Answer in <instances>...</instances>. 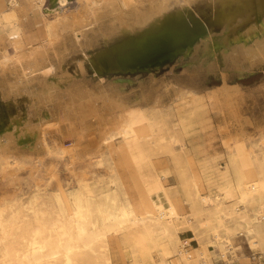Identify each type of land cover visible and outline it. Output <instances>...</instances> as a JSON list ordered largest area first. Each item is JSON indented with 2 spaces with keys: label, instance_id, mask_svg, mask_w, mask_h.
Returning a JSON list of instances; mask_svg holds the SVG:
<instances>
[{
  "label": "bare ground",
  "instance_id": "6f19581e",
  "mask_svg": "<svg viewBox=\"0 0 264 264\" xmlns=\"http://www.w3.org/2000/svg\"><path fill=\"white\" fill-rule=\"evenodd\" d=\"M46 1L36 0L35 6L42 9ZM57 1L56 7L41 12L46 21L47 44L32 46L22 36L18 1L0 0V32L12 50L10 55L0 57V117L4 115L11 124V131L0 135V169L18 163L13 154L18 151L21 137L35 139L29 158L47 153L45 132L56 123L59 133L63 129L74 144L90 131L99 133L100 145L109 159H113V153L129 159L135 151L151 170L133 176L139 212L122 184L117 186V177L110 180L114 188L95 194L87 183H79L78 189L67 193L59 188L49 197L36 189L27 202H0V264H111L106 253L109 235H119L124 243L133 245L143 240L153 243L157 258L150 257L145 264H213L214 254L209 247L217 251L215 256L234 262L238 247L232 240L239 236L250 251L264 254V136L258 153L243 159L234 151L229 158L233 183L225 186V195L202 196L198 182L194 176L184 175L180 159L174 154L173 131L163 133V124L157 121L162 110L173 116L172 107L162 109L163 97L182 98L185 94L153 79L133 95L123 94L122 84L102 80L91 84L92 78L87 80L91 74L100 77L106 69L112 74L133 72L114 66L118 54L165 27L187 32L202 29L207 39L202 54L214 53L216 64L224 59L227 69L236 76L252 74L264 66V37L246 45L249 40L239 44L236 34L242 31V36L253 38L263 32L264 0ZM69 4L75 7L68 10ZM217 30L219 37H211V32ZM211 39L221 45L232 39L234 46L224 55L216 47H208ZM189 53L190 49L185 48L181 56ZM203 62L194 69L197 73L216 71L221 66L210 62L202 67ZM221 70V83L206 93L222 109L223 116L236 124L234 138L248 136L245 127L252 122L238 114L239 86L228 84ZM51 77L55 79L50 81ZM144 109H151L152 118ZM28 114L26 121H19ZM257 126L259 130L263 127ZM58 139L53 143L63 153L62 139ZM165 155L170 156L179 177L184 192L181 202L188 207L186 214L180 212V200L172 186L161 183L152 166L153 158L163 166ZM97 162L101 164L100 158ZM231 194L234 201L228 203ZM184 228L192 235L181 241L179 233ZM196 231L202 233L203 243L199 246L206 244L205 248H185L197 239Z\"/></svg>",
  "mask_w": 264,
  "mask_h": 264
},
{
  "label": "rangeland",
  "instance_id": "374dc122",
  "mask_svg": "<svg viewBox=\"0 0 264 264\" xmlns=\"http://www.w3.org/2000/svg\"><path fill=\"white\" fill-rule=\"evenodd\" d=\"M17 1L19 4L16 7L18 23L25 43L32 46L47 44L46 21L41 12L45 8L49 9V1H46L42 9L35 6L36 0ZM73 6L74 4H69L68 10L73 9L75 7ZM257 25H260L259 19L257 20ZM219 32V30L211 32V34L213 33L211 37H219ZM241 32L236 34V41L239 44L249 40L246 42V45H249L254 39L264 37V29L263 34L258 32L252 35L253 38L251 36L244 37ZM205 34L206 32L204 31L190 44L189 54L179 55L171 63H165L156 69L151 68L145 72L131 75L112 74L104 70L100 77L92 76L91 74L88 75L87 80L92 78L91 84H95L99 80L104 83L122 84L120 88L122 93L133 95L134 93L137 94L140 91L139 88L147 86L150 80L153 79L156 83L167 85L169 90L176 88L180 93H184L186 96L182 95V98H176L175 96L170 98L163 97L162 109L172 107L174 109L172 112L173 116L170 117L167 111L162 110V114L157 118V121L163 124L161 127L163 133L167 134L173 131L176 142L172 146L174 154L180 159L184 175L188 178L194 176L202 196H214L218 194L225 195L227 193L225 186H232L233 173L229 158L234 154V151H237L243 159L250 158L251 154L259 152L260 138L264 136L262 134L264 132H261L264 129V66L252 71V74L247 72L245 76H236L234 71L227 69L228 65L224 59L221 60L222 63L216 64L217 56L214 53L202 54L203 42L207 40L204 37ZM211 37L209 36L208 38ZM249 38H252L251 41ZM208 44L209 48L216 47V51L224 52V55H227L230 53L229 48L234 46V41L230 39L227 43L221 45L216 39H211ZM11 52L12 50L5 34L0 32V57L3 54L10 55ZM201 62H203L202 67L210 62L214 65L216 64L215 66H221H219V69L216 68V71L205 72L201 70L197 73L194 69L200 66ZM221 69H224L225 81L228 84L239 86L241 93L239 105L241 108L239 107L237 110L239 115L251 119L252 124L245 127L249 137L245 136L249 140H246L245 136L234 138L236 124H233V121L230 122L228 118L223 116L222 109L206 93L210 87L221 83L220 75L223 71ZM192 74H195V76L190 77ZM251 75L256 76L244 81ZM54 79L55 77H51L50 81ZM144 110L147 116L152 118V114L150 115L151 109ZM27 116L29 114L23 116L21 121H26ZM51 119H49L51 122L55 121L54 118ZM257 125L263 126L262 129L259 130L260 128H257ZM58 128V124L54 123L46 130L45 140L48 145V151L47 153H39V156L36 155L38 158L35 159L28 157V153L34 148L35 139L21 137V143L16 146L20 153L17 151L18 154H13L18 158L16 159L18 163L7 166L4 170L0 169V202L11 200H15L18 203L27 202L36 189L48 194L49 197L59 188L63 193H67L78 189L79 183H87L92 193L95 194L99 190L114 188L110 180L117 177L120 178L116 181L117 186L120 183L122 184V190L127 193L130 202L139 212L138 197L132 180L135 174L144 175L151 170V166H148L147 161L144 159L139 160L135 151L133 152L135 156L133 157L130 153L129 159L127 157L123 158L124 155L113 153V159L111 160L106 156L105 150L100 145L99 133L90 131L80 139L78 144H74L73 139L63 129L59 133ZM10 131L11 128L0 132V135L2 136ZM57 137L62 139L61 148L63 153H60L53 143L54 139H58ZM235 139L237 142H235ZM179 145H181L180 149ZM115 147L117 148L118 146ZM99 158L101 164L97 162ZM153 159L152 166L156 168L158 179L166 186H172V190L175 191L177 198L180 200V202L178 200L179 210L186 214L188 207L187 205H182L181 202L184 199V192L181 189L179 177L171 163L170 156L165 155L162 161L163 166L157 165L156 160ZM37 184L39 185L38 188L34 186ZM119 195L121 196V194ZM233 198L234 194H231L226 202H231ZM196 232L197 239L190 242V246L186 248L198 247L202 249L206 246V244L199 246L200 243H203V237L202 233ZM191 235L192 232L184 228L179 233V238L182 241L185 237H190ZM232 244L238 247L235 251L237 257L234 262L246 260L253 254H255L256 260H259L258 256H261L260 259L264 260V254H260L257 250L250 251L247 248L243 237L239 236L233 239ZM209 250L214 254L212 256L213 264H229L225 258L215 256L217 251L213 248L209 247ZM106 253L111 264H133L134 262L145 264V261L149 260L150 257L157 258L156 247L153 243L147 240H143L136 245L130 242L124 243L119 235H109L107 237ZM230 263H233L232 260Z\"/></svg>",
  "mask_w": 264,
  "mask_h": 264
},
{
  "label": "water",
  "instance_id": "95a60500",
  "mask_svg": "<svg viewBox=\"0 0 264 264\" xmlns=\"http://www.w3.org/2000/svg\"><path fill=\"white\" fill-rule=\"evenodd\" d=\"M48 1L50 8L57 6V0ZM202 33V29L187 32L184 30L176 31L173 28L165 27L154 34L135 41V45L131 46L130 50L118 54L114 66L133 70V72H122L130 75L145 72L151 68L156 69L165 63H171L177 56L183 53L185 48L190 49V44ZM245 75L247 74H242L241 76ZM22 117H19V121L22 120ZM10 127L11 124L8 122V119L4 115L1 116L0 132L7 131ZM20 139H18V142H20Z\"/></svg>",
  "mask_w": 264,
  "mask_h": 264
},
{
  "label": "crops",
  "instance_id": "0c3cea01",
  "mask_svg": "<svg viewBox=\"0 0 264 264\" xmlns=\"http://www.w3.org/2000/svg\"><path fill=\"white\" fill-rule=\"evenodd\" d=\"M258 259L259 260L251 261L250 258L248 257L246 260L236 261V262L229 263V264H264V260H261L260 258Z\"/></svg>",
  "mask_w": 264,
  "mask_h": 264
},
{
  "label": "built area",
  "instance_id": "2783aa9c",
  "mask_svg": "<svg viewBox=\"0 0 264 264\" xmlns=\"http://www.w3.org/2000/svg\"><path fill=\"white\" fill-rule=\"evenodd\" d=\"M184 247L186 248L187 244H185ZM258 258H259V256H258ZM250 260H252V261L256 260L255 254L250 256Z\"/></svg>",
  "mask_w": 264,
  "mask_h": 264
},
{
  "label": "trees",
  "instance_id": "16d2710c",
  "mask_svg": "<svg viewBox=\"0 0 264 264\" xmlns=\"http://www.w3.org/2000/svg\"><path fill=\"white\" fill-rule=\"evenodd\" d=\"M255 76H256V75L248 76L246 79H244V81L250 80V79L254 78Z\"/></svg>",
  "mask_w": 264,
  "mask_h": 264
}]
</instances>
